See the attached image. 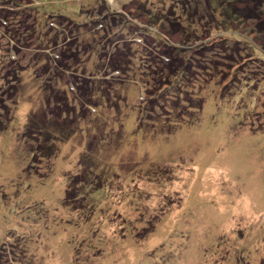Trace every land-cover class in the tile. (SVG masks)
I'll list each match as a JSON object with an SVG mask.
<instances>
[{
	"label": "rangeland",
	"instance_id": "1",
	"mask_svg": "<svg viewBox=\"0 0 264 264\" xmlns=\"http://www.w3.org/2000/svg\"><path fill=\"white\" fill-rule=\"evenodd\" d=\"M210 1L0 0V264H264V38L255 21L228 23ZM99 11L127 24L113 25L119 44L142 34L160 45L153 31L184 49L192 98L173 90V106L152 110L151 63L137 41L128 71L99 89L108 30L89 33L95 47L75 76L94 83L78 97L55 46L56 30L69 41L72 25L48 15L79 23ZM231 27L248 50L239 63L218 48ZM47 85L67 93L59 119L70 127L50 114ZM33 112L47 142L30 132ZM37 142L52 155L37 149L35 160Z\"/></svg>",
	"mask_w": 264,
	"mask_h": 264
},
{
	"label": "trees",
	"instance_id": "2",
	"mask_svg": "<svg viewBox=\"0 0 264 264\" xmlns=\"http://www.w3.org/2000/svg\"><path fill=\"white\" fill-rule=\"evenodd\" d=\"M242 1H245V5L243 7H240V3H243ZM211 5L214 6V8H219L221 12H223L224 16L227 17L226 21H250L253 23L255 21L256 23H253V29L255 32L261 33V38H264V1L263 0H212L210 1ZM20 6L21 10L27 11V7L25 6L24 8L22 5L18 4L17 8ZM102 7V6H101ZM100 7V8H101ZM187 5L185 4V8ZM33 9V8H32ZM40 15H45L46 10L39 9ZM30 13L27 12L26 14L28 15ZM52 12H49L48 17L51 18V20H55L59 25L60 28H63L64 26H71L72 29L69 30L71 32V40H67V32H62V29H57L55 34L58 38V42L55 44H59V51L58 55L59 58L57 59L59 67L62 69V77L66 79L65 73L69 71L68 79L70 81H73L75 84V90L74 92L78 93L77 96L79 97L80 95L84 94L86 95L89 90V85L90 83H94L91 76L88 78H81L78 76H75L78 74L76 72L78 69V64L81 62V56L84 54L89 53V51L92 49L94 50L95 44L92 42L88 41V36L89 33H102L104 31L109 32L107 35L104 36V42L103 44V50L99 49L100 54L98 55V58L100 57L104 63L102 68H104V77L102 81H99V89L102 87L103 91L107 90V87L109 88V84H113L115 81L120 80V77L127 72V67L131 63L130 57L133 54V51L131 49V46H129V41L134 42H140L141 45H143L144 48V53L143 55L145 56L144 59L146 61H149L151 64L147 65L149 73L147 74V81L145 82V85L148 84L147 86V92L151 95V104L153 105V109L155 110L157 107L162 108L163 110L168 109L172 105V99L169 97L168 92L177 91V93L180 96V99L184 96L185 99L190 100L192 95L188 91V84L192 83L191 79L194 77V64L191 62L193 59L189 58L187 55L184 54V49H182L180 46H176L173 44H170V41H167L164 37L162 38L161 36L158 35V33H155L153 31H149L152 35L155 36V39L157 41H161L160 45L154 44V41H148L147 38H145L142 34H135L134 35V41L133 39L130 38V40L123 39V45L119 44L121 41L118 33V38L115 36L113 37L112 35H116V29L113 31V25L120 23L118 27L120 26H127L125 24V21H123V18L120 17V20L113 15L112 19L108 18V15L103 16L102 13L103 11L97 12L93 16H98L96 18H91L93 26L90 27V19L85 22H74L73 17L70 14H65V13H57V14H51ZM32 14V13H31ZM151 14V12H150ZM15 15V14H13ZM21 15V14H20ZM39 15V14H38ZM122 16V15H120ZM152 16V14H151ZM155 16V15H154ZM223 16V15H222ZM48 19V18H47ZM42 19L39 21L41 22ZM112 21V23H110ZM53 23V22H52ZM71 24V25H70ZM172 25H176L174 21L171 22ZM76 25V29L74 30V27ZM101 26V29L98 28ZM230 26V25H227ZM230 28V27H229ZM232 28V27H231ZM55 30V28H53ZM112 30L113 33L110 31ZM75 31V32H74ZM146 31V30H145ZM180 32V30H178ZM231 34V38L229 39H222L221 41L217 42L219 43L220 50L223 53H227L229 55L228 58L234 59L235 63H239L238 60L236 59L237 55L242 57L245 53L244 50H246L244 47H241V45L245 44V42L240 39V35H237V31H234L232 28L231 30H228ZM75 33V34H73ZM111 33V34H110ZM147 33V32H146ZM181 33V32H180ZM159 36V38H157ZM112 38V42L115 41V47L108 49L107 45V39L110 40ZM264 41V40H263ZM136 42V43H137ZM144 42V43H143ZM129 43V44H128ZM138 43V44H140ZM202 44V43H201ZM214 44V43H212ZM199 45V44H198ZM100 46V45H99ZM212 48H215L214 46L211 45ZM57 51V50H56ZM91 51V52H92ZM198 49H194L193 52H197ZM248 51V50H246ZM81 55V56H80ZM199 62V61H198ZM201 66V61L198 63ZM204 69H208L207 71H210L211 68H208L207 66L203 65ZM218 70V68L216 69ZM116 72V73H115ZM77 73V74H76ZM114 74V75H112ZM117 74V75H116ZM80 75V74H79ZM107 75H111L107 78ZM90 78V79H89ZM175 80V81H174ZM173 82L178 85H175L171 87V84ZM106 84H108L106 86ZM92 87H90L91 89ZM111 88V87H110ZM187 91L188 93H185ZM7 93V91L5 90ZM10 91H8L9 93ZM62 92V93H61ZM58 91L56 87L53 85H47V88L45 89V96L48 100V103L51 101V97H54V101L56 103V108H50V114L55 115L56 122L62 127H70L67 126L66 124L67 120H63L62 122L60 121V116L61 113H63L62 107L69 105L68 103V98H67V93L65 91ZM90 98L92 97V91H90ZM12 95V93H9ZM106 96V93H105ZM109 97V96H108ZM107 97V98H108ZM0 104H2L3 107H5V111H8L7 105H5L2 101V98H0ZM162 102V103H161ZM178 101H176L177 103ZM161 103V104H160ZM174 102V105L176 104ZM169 104V106H167ZM34 112L30 116L29 120V128L30 132L33 135H37L38 133L45 134L47 132V137L45 138V142H47L49 139H51V134L49 133L50 131L41 128V126L38 124V121L36 120V117L34 116ZM36 115V114H35ZM46 115V114H45ZM66 124V125H65ZM144 120L140 118L139 120H136V126L138 125V132L140 133L143 131V126ZM63 133L65 132L62 130ZM43 132V133H41ZM38 138V137H37ZM35 146V152L33 153V158L36 160L37 156V149L40 152L39 158H45L50 155H52L51 147L50 145H42L41 142H37ZM46 149L47 151H43ZM35 162V161H33ZM72 197H75V195H69L67 194V199L70 200ZM68 202V201H66ZM0 256L2 258L3 255L0 253Z\"/></svg>",
	"mask_w": 264,
	"mask_h": 264
},
{
	"label": "clouds",
	"instance_id": "3",
	"mask_svg": "<svg viewBox=\"0 0 264 264\" xmlns=\"http://www.w3.org/2000/svg\"><path fill=\"white\" fill-rule=\"evenodd\" d=\"M59 56V55H58Z\"/></svg>",
	"mask_w": 264,
	"mask_h": 264
}]
</instances>
